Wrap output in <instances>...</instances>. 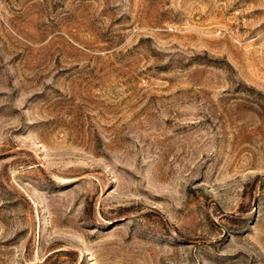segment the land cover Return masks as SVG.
<instances>
[{"label": "rangeland", "instance_id": "374dc122", "mask_svg": "<svg viewBox=\"0 0 264 264\" xmlns=\"http://www.w3.org/2000/svg\"><path fill=\"white\" fill-rule=\"evenodd\" d=\"M0 264H264V0H0Z\"/></svg>", "mask_w": 264, "mask_h": 264}]
</instances>
